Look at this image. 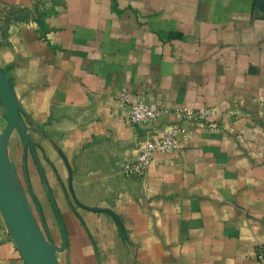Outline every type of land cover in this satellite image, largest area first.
<instances>
[{
    "label": "crops",
    "instance_id": "0c3cea01",
    "mask_svg": "<svg viewBox=\"0 0 264 264\" xmlns=\"http://www.w3.org/2000/svg\"><path fill=\"white\" fill-rule=\"evenodd\" d=\"M0 11V68L31 143L13 128L6 152L52 230L49 198L63 219L58 264H255L264 0H0ZM122 94L164 111L134 126ZM200 107L211 114L183 124L178 149L153 153L142 180L125 176L150 136ZM17 248L0 218V264H26Z\"/></svg>",
    "mask_w": 264,
    "mask_h": 264
},
{
    "label": "water",
    "instance_id": "95a60500",
    "mask_svg": "<svg viewBox=\"0 0 264 264\" xmlns=\"http://www.w3.org/2000/svg\"><path fill=\"white\" fill-rule=\"evenodd\" d=\"M0 102L5 113V126L0 133V214L6 223L11 239L19 248L26 264H56L51 250L62 251L67 245L66 235L63 233L62 247L57 248L49 244L38 228L22 191L14 185L15 182H18L6 152L7 140L13 128L17 129L23 142L29 146L31 143L21 125V110L14 97L12 87L1 68ZM40 175L44 182L43 174ZM43 184L48 191L46 183ZM49 199L61 223L54 202L52 198Z\"/></svg>",
    "mask_w": 264,
    "mask_h": 264
},
{
    "label": "built area",
    "instance_id": "2783aa9c",
    "mask_svg": "<svg viewBox=\"0 0 264 264\" xmlns=\"http://www.w3.org/2000/svg\"><path fill=\"white\" fill-rule=\"evenodd\" d=\"M120 100L128 105V119L134 126L151 125L156 121L159 114L164 111L154 103H144L138 99L130 100L127 94H122ZM178 112L181 116V123H174L167 129L159 130L158 133L150 136L138 151L137 155L133 159L125 162V176L142 180L152 160V154L178 149L177 136L185 131L183 124L196 126L202 123L211 114V108H181ZM255 264H264L263 246H258L256 249Z\"/></svg>",
    "mask_w": 264,
    "mask_h": 264
},
{
    "label": "rangeland",
    "instance_id": "374dc122",
    "mask_svg": "<svg viewBox=\"0 0 264 264\" xmlns=\"http://www.w3.org/2000/svg\"><path fill=\"white\" fill-rule=\"evenodd\" d=\"M0 13H3V11H0ZM14 171V170H13ZM17 171H18V180L17 182L18 183H14L15 187L16 188H19L24 197H25V200L26 202L28 203L29 205V208H30V211L32 213V215L34 216L35 218V222L38 226V228L40 229L41 233L43 234V236L45 237V240L51 244L52 246L54 247H62L63 246V233L66 235L67 237V233H66V229H65V226H64V223H63V219L61 218V223L59 222L57 216H56V213H55V216H56V220H57V225H58V228H59V231H60V235H61V244L59 245V240L56 239L58 238V235L56 233V228H57V225H53L52 224V227H53V230L51 228V225H50V222H49V218L48 216H46L44 214V211L43 209L41 208V205L40 203L38 204V201L36 200V197L35 195L32 193V187L30 186V184L28 183V180L25 178L27 174V169L26 168H17ZM15 173V172H14ZM15 177H16V174H15ZM82 183V182H81ZM79 183L80 186H84L83 184ZM71 201V200H70ZM83 201V199H82ZM80 205V204H79ZM82 206V205H81ZM0 218L2 220V222L5 224L6 226V223L5 221L3 220L1 214H0ZM53 216H51V221H53ZM63 227V229H62ZM55 236V237H54ZM18 252H20L19 248H17ZM53 252V256H54V260H55V263H57V254L60 252V251H57V250H51Z\"/></svg>",
    "mask_w": 264,
    "mask_h": 264
}]
</instances>
